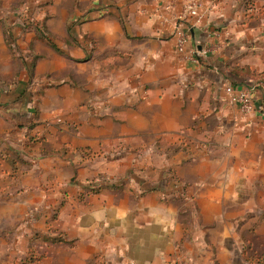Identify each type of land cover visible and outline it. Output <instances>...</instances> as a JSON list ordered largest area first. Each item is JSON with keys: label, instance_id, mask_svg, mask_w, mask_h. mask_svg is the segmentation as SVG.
Instances as JSON below:
<instances>
[{"label": "crops", "instance_id": "obj_1", "mask_svg": "<svg viewBox=\"0 0 264 264\" xmlns=\"http://www.w3.org/2000/svg\"><path fill=\"white\" fill-rule=\"evenodd\" d=\"M85 2L93 46L0 83L2 261L264 264V88L226 92L264 72V0Z\"/></svg>", "mask_w": 264, "mask_h": 264}, {"label": "rangeland", "instance_id": "obj_2", "mask_svg": "<svg viewBox=\"0 0 264 264\" xmlns=\"http://www.w3.org/2000/svg\"><path fill=\"white\" fill-rule=\"evenodd\" d=\"M83 2L84 0H0V27L4 31L7 47L6 51L0 52V83H7L3 79L4 75L17 71L15 75L19 76L23 68L33 78V65L47 59L54 58L59 64L64 63L68 56L65 51L76 49L80 41L93 46V39L88 34L82 35L79 28V17L88 8L86 2ZM52 44L58 48L57 51ZM64 53L66 57L63 56ZM15 65H19V68ZM3 232L12 234L15 231L0 230V239ZM10 251L12 255L9 257H13L10 258V264H40L43 258L35 245L29 246L24 258L15 256V253H19L16 247L10 248ZM36 257L38 260L34 261ZM0 264L9 263L0 258Z\"/></svg>", "mask_w": 264, "mask_h": 264}, {"label": "built area", "instance_id": "obj_3", "mask_svg": "<svg viewBox=\"0 0 264 264\" xmlns=\"http://www.w3.org/2000/svg\"><path fill=\"white\" fill-rule=\"evenodd\" d=\"M200 7L196 1L189 4L186 8V12L190 13L193 16L201 17V13L199 11ZM251 11L253 9L251 8ZM176 37V47L179 53H186L187 44L190 41V34L188 31L183 28H177L175 32ZM194 53H198L197 51L190 53L192 56ZM264 88V81H253L248 87H244L239 89L233 85H229L226 87V92L228 93L230 100L238 104L240 106L241 112L245 115H249L255 112V102L253 99V93L258 91L259 89Z\"/></svg>", "mask_w": 264, "mask_h": 264}, {"label": "trees", "instance_id": "obj_4", "mask_svg": "<svg viewBox=\"0 0 264 264\" xmlns=\"http://www.w3.org/2000/svg\"><path fill=\"white\" fill-rule=\"evenodd\" d=\"M52 47H53L56 51L58 50V48H57L54 44H52ZM235 72H236L238 75H241V73H243V74H245V75H248V76H250L251 78L255 79V81H264V72L257 73V72H255V71L250 70L249 68H244V69H241V70L239 69V71L236 70ZM245 84H246V83H244V85H245ZM244 85H242V86H244ZM248 86H249V83L246 84L245 87H248ZM96 191H97L96 188L91 189V192H96ZM49 240H53L54 243H56V242H61V241H62V239H60V238H56V239H45V241H49ZM39 259H40V258H39ZM36 260H38L37 257L34 258V261H36Z\"/></svg>", "mask_w": 264, "mask_h": 264}]
</instances>
